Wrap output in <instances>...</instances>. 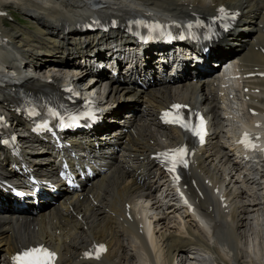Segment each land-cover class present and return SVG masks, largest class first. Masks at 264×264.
<instances>
[{
    "label": "bare ground",
    "instance_id": "obj_1",
    "mask_svg": "<svg viewBox=\"0 0 264 264\" xmlns=\"http://www.w3.org/2000/svg\"><path fill=\"white\" fill-rule=\"evenodd\" d=\"M218 1L220 0H110L106 1L108 3L105 9L97 12L107 14L108 10H120L124 4H135L141 8L147 6L148 9L156 5L166 9L171 7L177 11H186L188 9L185 7L192 4L190 7L192 9L210 11ZM234 1L236 5L241 6L244 18L237 22V28L232 36L235 37L242 32L246 40L253 41V36L258 34L252 21L258 17L264 18V5L260 4L262 3L260 0ZM103 2L0 0V9L15 6L30 19L27 26L11 20L8 26L4 21L7 17L0 15V55L4 61H10L8 67L16 72V79L26 85H43L35 73H25L22 68L33 71L46 69L47 67H43L42 59L45 56H53L54 48L60 46L66 48L97 46L109 43L111 39L117 37L118 32L90 35L79 33V30L72 28L65 31L67 26H78L85 16L93 11L92 6H103ZM112 2L117 5H112ZM224 41L232 44L233 37H227ZM138 54L140 57L143 56L140 52ZM249 54L252 55V63L264 62V55L260 52L253 50ZM53 59L51 65H55L59 60L54 56ZM66 63L69 65V62ZM1 73L3 72L0 71V82H5L1 79ZM73 77H76L77 81L83 78L75 74ZM207 80L213 82V79ZM57 81L53 79V82ZM260 84L264 86V80ZM196 87L195 83L191 88L197 95L196 102L207 108L213 124L216 125L213 126L216 136L213 137L212 145L205 150L207 151L203 154L205 158L199 161V169H192L190 172L201 191L199 196L190 188L191 195L193 198L197 197L198 213L203 217H199L198 213L192 215L182 213L177 208L160 212L157 211L160 208L157 206L154 209L156 212L151 216L154 221L145 219L149 244L146 242L140 226L137 225L134 209H140L144 215L149 211V200L145 202L142 198L152 196L155 191L160 190L165 184V176L154 160L147 158L152 151L151 143L153 145L161 143L162 137L159 136L162 134H157L147 125V121L140 118L136 135L127 134L124 142L123 132L119 126L110 135L109 147H119L125 154H112L106 151L104 159L107 160L106 165L110 167L99 177L97 175L91 186H88L81 195L71 197L63 191V199L58 202L50 201L52 204L47 209L35 212L28 210L11 212V206L4 205L0 210V256L10 255L19 246L42 241L57 249L59 263L77 264L83 261L81 256L87 245L93 241H106L108 251L103 258V264H183L186 262L183 255L189 252L188 249L192 246L212 253L217 264H254L255 261L257 264H264V187L260 188V183L255 181L258 171L251 172L245 169L242 166L245 163L226 144V139L220 135L218 138L223 120L219 117L217 88L209 87L208 84L206 87ZM17 90L16 85H0V96ZM256 94L250 93V99ZM225 98L221 97L222 100ZM9 103L7 98H0V107L6 109ZM6 111L11 112L9 108ZM260 112H264V105ZM247 116L245 113L243 120ZM149 119H154V116ZM225 120L230 122L229 118ZM18 123L23 125L20 119ZM165 134L167 140H171L175 138L176 132L167 130ZM23 142L26 143L25 153L31 140L25 138ZM101 151H105V148ZM45 153L40 152L38 157L32 160L35 158L46 160L48 155ZM25 156L29 159L26 153ZM42 162L32 165L37 170L51 168L52 164L48 166ZM195 172H198V175ZM241 172L246 175L244 180L239 181ZM206 178L210 181L209 184L205 183ZM220 181L225 183V189L219 184ZM215 186L227 196L226 205H222L218 195L213 192ZM126 203H131L133 208L131 218L126 217ZM182 215L183 218H180ZM167 216L169 225L178 224L179 228L170 231L167 224H164L156 231L157 226L161 224L160 221ZM187 216L188 218H185ZM208 217L210 222L206 224L203 220ZM176 219H179V223ZM160 229L158 237L162 247H158L153 238L154 233H158ZM208 240L214 241L209 243ZM254 242H258L260 247L259 261L252 257L255 256L253 254L255 247L251 250ZM159 250L162 253V263Z\"/></svg>",
    "mask_w": 264,
    "mask_h": 264
},
{
    "label": "snow or ice",
    "instance_id": "obj_2",
    "mask_svg": "<svg viewBox=\"0 0 264 264\" xmlns=\"http://www.w3.org/2000/svg\"><path fill=\"white\" fill-rule=\"evenodd\" d=\"M221 11H223V8H221ZM181 107L182 106L180 105H174L173 109L176 110L174 113L165 112L164 113L165 122L177 124L186 130L192 131L194 135L199 136L202 139L203 121L201 120L200 124L193 126L192 123L186 120L180 113L179 109ZM73 119L76 118L74 117ZM241 142L245 143V145L248 147H254V145L251 144L247 133L244 134V138L242 139ZM186 152H187L186 148L177 147L174 149H168L165 152L160 153L159 155L163 157L164 161L170 162L171 164L170 170L174 172L178 164H184L186 166V160L184 159ZM100 248L103 249V246L101 245ZM54 258H55L54 252H51L43 247H36V248L28 249L22 254H18L13 259L17 262V264H53Z\"/></svg>",
    "mask_w": 264,
    "mask_h": 264
},
{
    "label": "rangeland",
    "instance_id": "obj_3",
    "mask_svg": "<svg viewBox=\"0 0 264 264\" xmlns=\"http://www.w3.org/2000/svg\"><path fill=\"white\" fill-rule=\"evenodd\" d=\"M17 10V11H19L16 7H14V6H12L11 7V10L15 13V14H17V15H19V13L17 12V11H15V10ZM20 12V11H19ZM21 13V12H20ZM8 26H10V25H8ZM48 60V61H47ZM53 56H51V57H48V56H45L43 59H42V62H43V65H44V67H47V65H45L47 62H49V63H51V62H53ZM46 61V62H45ZM45 62V63H44ZM51 64H53V63H51ZM50 64V65H51ZM48 69V68H47ZM175 219V218H174ZM172 225V223L170 224V226ZM173 227H176V229L177 228H179V226H178V224H176V225H173V226H171V228H170V230H175ZM166 228V227H165ZM254 237V236H253ZM255 247V248H254ZM252 248H254V252H253V254H255V256H252L254 259H256L257 261H259V257H260V247H259V244H258V242H254L252 245H251V250H252ZM160 249V248H159ZM161 250H159V252H158V254H160L161 252H160ZM188 254V253H187ZM161 255H162V253L160 254V260H161V263L163 262V258L161 257ZM190 255L192 256V255H195V256H197V258H198V260L197 259H192V260H190V259H188V260H186V262H185V264H212L213 262H211L210 260H204L203 258H200L202 255H201V253L199 254V252L197 251V250H193V252H190ZM183 259H185L184 258V255H183ZM163 264V263H162ZM254 264H257V262L255 261V263Z\"/></svg>",
    "mask_w": 264,
    "mask_h": 264
}]
</instances>
